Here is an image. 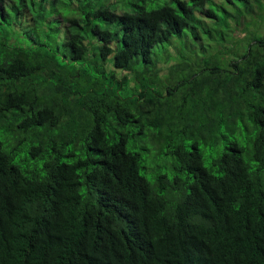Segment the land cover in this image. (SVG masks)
Here are the masks:
<instances>
[{
    "label": "trees",
    "instance_id": "obj_1",
    "mask_svg": "<svg viewBox=\"0 0 264 264\" xmlns=\"http://www.w3.org/2000/svg\"><path fill=\"white\" fill-rule=\"evenodd\" d=\"M0 130V264H264V0H0Z\"/></svg>",
    "mask_w": 264,
    "mask_h": 264
},
{
    "label": "rangeland",
    "instance_id": "obj_2",
    "mask_svg": "<svg viewBox=\"0 0 264 264\" xmlns=\"http://www.w3.org/2000/svg\"><path fill=\"white\" fill-rule=\"evenodd\" d=\"M70 12H68L67 14H69ZM0 138L4 139V141H6L7 136L0 130ZM16 162H18L21 166L24 165L25 163L20 161L19 159H16Z\"/></svg>",
    "mask_w": 264,
    "mask_h": 264
}]
</instances>
